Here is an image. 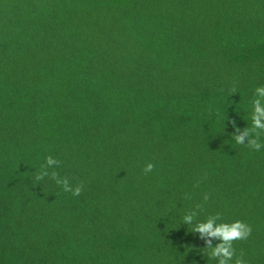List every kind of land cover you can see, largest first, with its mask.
I'll list each match as a JSON object with an SVG mask.
<instances>
[{
    "label": "trees",
    "instance_id": "1",
    "mask_svg": "<svg viewBox=\"0 0 264 264\" xmlns=\"http://www.w3.org/2000/svg\"><path fill=\"white\" fill-rule=\"evenodd\" d=\"M258 86L264 0H0V264H216L217 214L264 264Z\"/></svg>",
    "mask_w": 264,
    "mask_h": 264
},
{
    "label": "clouds",
    "instance_id": "2",
    "mask_svg": "<svg viewBox=\"0 0 264 264\" xmlns=\"http://www.w3.org/2000/svg\"><path fill=\"white\" fill-rule=\"evenodd\" d=\"M251 127L246 128L240 135L234 136L236 144H247L249 148L254 151H259L264 148V142L261 141V134L264 133V86H258L253 93L251 101ZM235 127V125H233ZM59 161L52 156L46 158V164L43 170L37 175V180L43 179L47 176L48 169L58 166ZM154 165L148 163L145 168V173H150ZM52 178L56 183L61 185L65 192H71L72 195L78 196L82 191V186H72L67 178H60L55 173ZM207 200V196L204 198ZM194 217L191 214H185L182 218L183 223L191 224ZM193 231L199 233L200 237H208L211 239L205 240L206 252L216 261V264H245L242 258H235V249L233 247L234 241L246 240L252 231L249 224L241 220H234L226 222L221 220L220 216L213 215L207 217L205 220L197 222ZM212 240L217 243L213 246Z\"/></svg>",
    "mask_w": 264,
    "mask_h": 264
}]
</instances>
